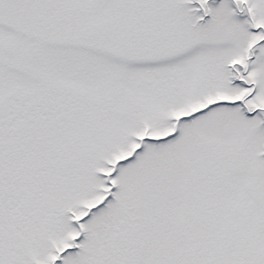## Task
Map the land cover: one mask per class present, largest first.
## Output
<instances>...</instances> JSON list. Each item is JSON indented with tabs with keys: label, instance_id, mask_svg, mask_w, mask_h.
I'll list each match as a JSON object with an SVG mask.
<instances>
[{
	"label": "snow or ice",
	"instance_id": "6c2138e0",
	"mask_svg": "<svg viewBox=\"0 0 264 264\" xmlns=\"http://www.w3.org/2000/svg\"><path fill=\"white\" fill-rule=\"evenodd\" d=\"M0 264H264V0H0Z\"/></svg>",
	"mask_w": 264,
	"mask_h": 264
}]
</instances>
